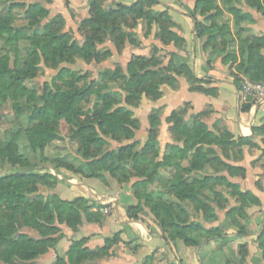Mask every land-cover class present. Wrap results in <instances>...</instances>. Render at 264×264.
Segmentation results:
<instances>
[{"label": "trees", "instance_id": "16d2710c", "mask_svg": "<svg viewBox=\"0 0 264 264\" xmlns=\"http://www.w3.org/2000/svg\"><path fill=\"white\" fill-rule=\"evenodd\" d=\"M105 1L93 0L90 3V17L82 23L86 40L80 45L71 29L65 30L64 17L52 14L50 7L53 0H0V6L9 8L4 15H0V41L5 46L3 51L8 49L6 53L0 51V107L2 103L10 105V112L16 118L23 119L17 120L19 126L8 130L0 143V162L20 168L16 173L0 176V262L4 264H36L41 257L57 249L64 237V228L77 231L84 218L88 222H100L102 219L99 209L93 212L87 200L80 198L68 202L55 193L58 183L55 172L60 167L75 172L72 166L49 163L50 167L46 168L50 170L45 174L33 173L45 167V160L39 159L37 155L61 141L80 142L85 154L77 173L85 178H103L104 173H109L120 184L132 177L137 178L138 182L132 187L134 196L140 202L143 199L148 202L147 206L168 242L182 239L187 246H198L200 243L197 239L192 235L188 237L189 232H201L207 235L206 240L225 243L246 234L248 215L239 208H228L225 212V218L229 219L230 215H239L241 218L234 220L233 224L231 220L228 221L229 226L238 228L234 237L229 238L221 226L206 228L204 225L218 221L221 211L206 199L205 193L211 185L226 183V178L204 177L198 180L194 177L190 180L188 175L218 163L227 167L231 174L242 173L244 176V169L232 167L217 158L215 149L219 147L223 150L225 145L230 150L243 147L251 144L249 138L235 140L228 128L220 123L211 130L199 116L182 123L180 113L173 111L166 119L170 141L164 151L158 145L162 117L157 110L149 115V127L146 130H142L140 120L135 117L134 108L139 106L143 97L156 101L162 96V86L174 87L178 82L177 77L186 76L192 84L198 82L187 64L175 62L173 53L170 54L169 62L164 64L165 61L158 57L163 49L154 46L153 55L133 56L126 69L122 67L118 73L111 70L99 73L102 82L122 83V99H115L113 94L116 91L104 93L108 91V86L105 83L100 87L98 77L90 79L86 74L85 78H80L77 77V71L68 67L76 65L77 57L87 65L100 64L110 58V50L100 51V47L108 41L122 51L126 44L135 45L137 40L131 30L139 21L146 25L148 33L153 26L158 28V39L162 45L173 43L178 48L183 46V39L172 31L174 23L168 12L153 11V7L159 4L158 0H138L130 6L110 7H105ZM215 1L195 0L190 16L196 24L198 38L205 41L204 48L221 44L224 62H235L237 56L231 51L234 41L222 35L228 28L227 23L220 21L225 10L215 7ZM254 8L262 11L260 5ZM20 9L29 24L27 31L18 26L19 18L15 17ZM238 9L233 6L226 11L243 20ZM220 35L222 41L218 38ZM20 41L30 43L24 59L14 45ZM254 41V44L242 45L240 48V53L246 55L240 70L249 81L257 83L264 81V57L261 55L259 39ZM11 53L14 54L13 63ZM47 70L55 72L51 81L45 82L41 89L35 85L28 87V83L34 84L41 71ZM66 75L72 80L68 81V88L61 84ZM76 81H85L88 85L80 89L76 87ZM237 82L242 86L239 80ZM92 95H97V101L94 100L89 109H85L83 104ZM188 106L185 104L181 111L185 112ZM250 108V105L244 106L243 111L248 112ZM177 142H182L183 147L177 146ZM107 145V151L100 155L96 153L101 146ZM167 149L171 154L166 155ZM240 151L243 152L242 149ZM178 155L185 157L187 167L174 162ZM155 156L159 161L155 162L154 159L151 163V158ZM127 164H130V170H127ZM151 164L154 171L148 173L146 167ZM165 166L177 168L176 176L166 185L169 194L195 206L197 217L190 226H186L187 223L182 225L174 205L158 202L151 194H146V188ZM228 186L235 190L236 194L234 192L233 195L239 196L248 208L260 204L251 192L241 191L237 185ZM217 205L223 209L220 204ZM138 213L137 207L128 209V216L132 219L138 220ZM120 240V235L116 234L106 239L103 248L96 250L86 247V239L73 241L66 257L57 256L51 264H90L108 258L114 254L111 250ZM259 249L264 260L263 238L259 240ZM248 255V246L241 245L240 257L245 263ZM150 260L148 258L143 264Z\"/></svg>", "mask_w": 264, "mask_h": 264}, {"label": "crops", "instance_id": "0c3cea01", "mask_svg": "<svg viewBox=\"0 0 264 264\" xmlns=\"http://www.w3.org/2000/svg\"><path fill=\"white\" fill-rule=\"evenodd\" d=\"M93 0H53L51 5L52 14H60L66 19L69 29L77 27L79 16L88 18V10ZM138 0H106V6L126 5L130 6ZM154 8L158 12H168L174 27L172 31L183 39V46H163L158 39V28L153 26L147 34L148 28L143 22H139L140 41L139 47L134 48L131 54L149 56V49L143 50L145 46L161 47L163 54L169 62L170 54H174L175 62L181 61L187 64L198 80L192 84L186 76H181L175 87L164 86L163 97L153 102L144 99L138 108L134 109L135 116L141 122L142 130L149 127L148 114L151 109L164 106L161 115L162 126L160 127L159 143L164 150L170 141L168 124L166 119L177 109L189 104L191 116H203L202 121L213 130L216 124H224L234 139L249 138L260 151L254 154L253 160L258 159L264 152V111L259 108H250L248 112L243 111L244 106L240 97V84L248 80L240 68L246 55L240 53L242 45L254 44L258 38L261 46V55L264 57V15L254 9H248L245 14L248 21L242 22L246 36L236 37L234 35V20L232 14L228 15L233 30L230 40L234 41L232 52L237 56L235 62L223 60L221 52L224 50L221 44L204 48L202 39L196 34V24L190 12L195 6V0H158ZM244 10V9H243ZM70 11L75 16L72 18ZM77 14V15H76ZM201 21L202 18H200ZM74 24V25H72ZM143 24V25H142ZM144 26V28H143ZM240 31V30H239ZM221 40L222 35L218 36ZM262 40V41H261ZM222 41V40H221ZM220 41V42H221ZM219 42V43H220ZM150 44V45H146ZM130 44H126L127 51ZM126 50L124 51V53ZM225 53V52H224ZM193 88V89H191ZM199 89V90H198ZM189 115V116H190ZM248 147H244L246 169L245 178H235L234 182L243 191L251 192L260 201L259 205L248 208V218L245 223L246 234L223 246L218 241L206 240L198 247H189L182 241L168 242L157 224L149 218L141 215L138 220L128 216V209L137 204L133 196L131 185L119 184V182L108 174L102 179L85 178L71 174L68 171H57L58 183L55 188L56 194L64 201L73 202L83 198L93 207L92 211H100V222H88L83 219V224L77 231L64 228V237L59 241L57 249L48 255L41 257L36 264H51L57 256L65 257L73 241L87 240L86 247L90 250L103 248L106 239L120 235V242L113 247L114 255L109 260L99 264H143L148 258L147 264H226L238 262L240 257V246L247 245L249 255L246 264H264L262 252L259 249L260 238L264 239V165H251L252 159L247 154ZM247 163V164H246ZM50 169H47L48 172ZM53 173L52 171H50ZM54 174V173H53ZM108 210L109 213L105 211ZM206 228L226 227L229 238L237 235L238 228L228 227L225 213L219 214V220L204 224ZM223 242V241H221Z\"/></svg>", "mask_w": 264, "mask_h": 264}, {"label": "rangeland", "instance_id": "374dc122", "mask_svg": "<svg viewBox=\"0 0 264 264\" xmlns=\"http://www.w3.org/2000/svg\"><path fill=\"white\" fill-rule=\"evenodd\" d=\"M53 3V2H52ZM260 7H262V13L264 12V0H216L215 1V7H218V9H223V10H227L230 7H236L238 10H240L241 15L243 17V20H241L240 18L234 17L233 16V20L235 22L234 24V35L236 37H239V40H241V37H245L246 35V31L244 30L245 28H243L242 22L244 21H248L247 19V15L245 14V12L248 9H254L256 11H258L256 8L254 7H258L259 5ZM105 7H109L106 6V1H105ZM9 8L7 6H0V15H4ZM244 9V10H243ZM246 10V11H245ZM153 11L158 12L154 7H153ZM260 12V11H258ZM70 14L72 16V18L79 16V19H77L78 21H80L77 25V27H74V30L72 29L71 31L74 34V38L76 39L77 43H79L80 45H82L85 40H86V35H85V31H82V23L85 19H87L86 17L83 18V16L77 15L75 16L73 12L70 11ZM88 14L90 17V7L88 10ZM227 14H229L227 12ZM225 14L224 16H222L220 18V21H224L225 23L228 24V28L225 29L222 32L223 37H228L227 35L231 36L233 34V30L231 28L230 25V19L228 18V15ZM264 15V13H263ZM15 17L19 18L18 21V26H20L21 28H23L24 31L29 30V24L28 22L24 19L23 17V10L20 9L19 11H17L15 13ZM88 17V18H89ZM66 21V19H65ZM236 21L239 23L237 24ZM140 22V21H139ZM142 22V21H141ZM139 24V23H138ZM144 24V23H143ZM142 24V25H143ZM74 25V24H72ZM140 25L134 26L131 30V33H133L134 38H136V44L135 45H131L130 44V50L127 51L126 47L125 49L122 50H118L111 41L106 42L104 45H102L100 47V51H111L112 52V56L110 58L105 59L104 61H102L100 64H91V65H87L80 57L76 58V65L74 66H68L69 68L77 71V77H82L85 78L86 74L89 75V77H91L90 79H96L97 77V82L98 85L101 87L103 85H105V83L107 84V88L108 91H104V93H108L110 90L112 91H116L115 94V99H122L123 95H122V83H118L115 81H107V82H102V78L99 77V73H103L105 71L111 70L112 72L118 73V71L121 69L122 67L124 69H126L127 64L129 63L130 59L133 56H143V55H133L131 54V52L133 51L134 48L139 47L138 46V42L140 41V36L141 35H145V31L144 34L143 31H141V35H139V27ZM66 29L67 31H69L70 29L67 26V21H66ZM144 28V26H143ZM147 29V28H145ZM240 30V31H239ZM147 34L148 31H147ZM29 42L26 41H20L15 43V47H18V51L20 53V56L24 59L26 56V52L27 49L29 48ZM162 44V43H161ZM146 45H150V44H146ZM164 46V45H163ZM4 43L0 41V51L3 53H6L8 51V49L5 48V52L3 51L4 48ZM161 48V47H159ZM143 50L149 49V56H145V57H150L151 55H153V47L151 48V46H145L144 48H142ZM126 50V52L124 53V51ZM165 50L163 49L159 54L158 57L159 59H163V61H165L166 57L163 54ZM11 59H12V63L14 61V54L11 53ZM168 62H165L164 64H167ZM67 67V66H66ZM55 75V72L52 70H47L45 71H41L39 73V77L38 79L34 82V84H30L28 83V87L32 88L33 85H35L38 89H41L44 85L45 82H49L53 79V76ZM181 76L177 77V79L179 80ZM68 81H72L67 75L65 76L64 80L61 81V84L64 87L68 88ZM122 81V80H120ZM87 82L85 81H76V87L83 89L87 87ZM177 85V83H176ZM175 85V86H176ZM167 86V85H165ZM174 86V87H175ZM163 88L164 86H162L161 91H162V96L163 97ZM161 98L157 99L156 101L153 102H157L159 101ZM144 99L149 100L146 97H143L142 100H140V104L141 105L142 101ZM96 100L97 101V95H92L89 99L88 102H86L84 105L85 109H89V107L91 106V103H93V101ZM138 106V107H139ZM137 107V108H138ZM184 107V106H183ZM182 107V108H183ZM182 108L174 110V112H178L180 113V119L181 122H189L191 121L192 117L190 115V109L191 107L188 106V108L185 110V112H182ZM135 109V108H134ZM162 115L163 111H164V106H160V107H156V108H152L151 111L148 114H151L152 111H156ZM10 108V105L6 104V103H2V106L0 107V143L1 141H3V139H5V133L8 130H11L12 128H17L19 126L17 120L19 121H23L22 118H16V116L13 115ZM190 115V116H189ZM199 116V115H197ZM136 117V116H135ZM200 119L202 120L201 117L203 116H199ZM169 126V125H168ZM169 128V127H168ZM159 135H160V128L158 130V141H159ZM159 143V142H158ZM160 146V143L158 144ZM177 146L183 147V143L182 142H177L176 144ZM246 146L249 149V152L247 153L251 159V165H264V152H262V154L260 155V157H258V159L253 160L252 157H254V154L257 153V151H260V149H258L259 147H257L255 144L251 143L249 145H244L243 147L238 146V147H233V149L230 150V147L228 145L223 146V150L220 149L219 147L216 148V154H217V158H219L220 160H222L224 163L235 167V168H242L245 170V177H246V169L244 168V161H245V153H244V147L246 148ZM109 148V145L107 146H101L99 149L100 151H96V153H98V155L102 154L103 152L107 151V149ZM160 149L161 146H160ZM242 149L243 152H241L240 150ZM222 150V151H221ZM165 151V150H164ZM163 151V153H164ZM230 151V152H229ZM234 153H233V152ZM228 152H229V156H228ZM167 153V154H166ZM166 155L171 154L170 150L167 149L166 151ZM85 154L84 149L81 147V144L79 141H68V142H56L54 143L52 146H50L49 148H47L44 152H41V154L37 155V157L41 160H45V164H43V169H36L33 171V173H37V174H45L47 168L46 167H50L49 163H63V164H68L70 166H72L75 170H69L66 169L65 167H60L58 169V171H68L71 172V174L74 175H79L77 172L81 169V165H82V157ZM36 157V156H35ZM156 158H151V163H153L154 159H156L155 162L159 161L158 157L155 156ZM161 161V158H160ZM171 162V161H170ZM174 162H180L182 163V165L184 167H187V162L185 161V157L181 158L180 155L176 156L174 159ZM247 164V163H246ZM127 170L131 169L130 164H127ZM148 173H152L154 171V167L153 165H148L146 167ZM20 168L17 166H12L10 164H5L0 162V176H4V175H8V174H13L16 173L17 171H19ZM104 174H108L109 173H104ZM125 175L129 174V173H124ZM177 174V168L175 166H170V167H162L159 171V173L157 174L155 181L150 184L148 186V188H146V194H151L153 199L156 201H164L165 203H169L174 205V207L177 210V213L179 214L180 217V221L182 222V225L184 223H187L186 226H190L191 221L195 220L197 217V211L195 209V206L192 205L191 203H189L188 201L184 202V201H180L178 198H176L175 196H172L171 194H169V190L167 188V184L171 179H174V177ZM111 176V175H110ZM244 176H242V173H237V174H231V172L228 171L227 167L220 165L218 163L216 164H211V165H207L206 168L202 169L199 173L194 172L192 174L188 175V179L192 180L194 179V177H196L198 180H202L204 177H224L226 178V183L228 184H233V185H237L236 182H234L235 178H243ZM244 177V178H245ZM90 179V178H88ZM96 179H102V178H96ZM138 182L137 178L132 177L131 179H129V181H123V183H121V185L123 184H127V185H131V189L134 185V183ZM226 183H221V184H217V185H211L209 191H207L205 193L206 195V199L214 206L221 210L219 211L220 214H223L225 212H227L228 208H236V209H243V214H247V210H248V206H246V204L242 203V201L240 200V197L237 195H233V193L235 192V190L233 188H231L230 186H228V184ZM120 184V183H119ZM243 191V190H241ZM56 193V192H55ZM132 193H133V189H132ZM236 194V192H235ZM134 196V193H133ZM220 196V197H219ZM134 198L137 201V204L133 207H137L138 208V217H140L141 215L149 218L151 221L155 222L157 224V226L160 228L159 224L156 222L154 214L152 212V210L150 209L149 206H147L148 202L146 200H141L138 201L137 198L134 196ZM82 199V198H81ZM217 204H220L222 208H219ZM219 205V206H220ZM242 217V216H241ZM236 219H241L239 217V215H230L229 219L225 218V220L228 222L229 220H231L232 224L233 221ZM184 226V225H183ZM228 227H232L229 226ZM225 231L228 228H224L222 227ZM161 229V228H160ZM25 232H28V229L24 228L23 229ZM30 232V231H29ZM227 233V232H226ZM163 234V233H162ZM188 237L192 235V237H194L195 239L198 240V243H202L203 241H206L207 239V235L201 232H194L192 234H190V232L187 234ZM164 236V235H163ZM165 237V236H164ZM179 241H182L184 243V240L182 239H178ZM177 240V241H178ZM176 242V241H175ZM219 243L223 246L229 244L228 242H221L219 241ZM72 244V243H71ZM185 244V243H184ZM200 244L198 246H200ZM186 245V244H185ZM71 246V245H70ZM198 246H189V247H198ZM113 250V248H112ZM111 250V251H112ZM114 251V250H113ZM112 251V252H113ZM69 252V250H68ZM67 252V253H68ZM240 252V251H239ZM114 253V252H113ZM114 255V254H113ZM112 255V256H113ZM112 256L105 258V259H98L95 260L94 262H91L90 264H99V262L104 261V260H109V258H111ZM64 257V256H63ZM66 257V256H65ZM248 257V256H247ZM0 264H4L2 262H0ZM226 264H246L245 260L243 261L242 259H239L238 262H228Z\"/></svg>", "mask_w": 264, "mask_h": 264}, {"label": "built area", "instance_id": "2783aa9c", "mask_svg": "<svg viewBox=\"0 0 264 264\" xmlns=\"http://www.w3.org/2000/svg\"><path fill=\"white\" fill-rule=\"evenodd\" d=\"M241 101L245 105H250L251 108H259L264 111V81L251 82L244 80L240 90ZM109 213L108 210L105 211Z\"/></svg>", "mask_w": 264, "mask_h": 264}]
</instances>
